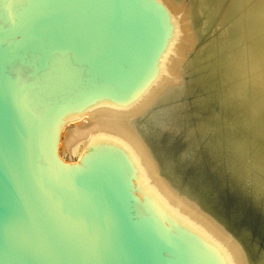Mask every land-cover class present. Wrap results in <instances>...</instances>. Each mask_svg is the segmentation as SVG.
Wrapping results in <instances>:
<instances>
[{"label":"water","instance_id":"1","mask_svg":"<svg viewBox=\"0 0 264 264\" xmlns=\"http://www.w3.org/2000/svg\"><path fill=\"white\" fill-rule=\"evenodd\" d=\"M178 40L164 0H0V264H233L116 137L95 135L79 163L56 155L66 123L135 107Z\"/></svg>","mask_w":264,"mask_h":264},{"label":"bare ground","instance_id":"2","mask_svg":"<svg viewBox=\"0 0 264 264\" xmlns=\"http://www.w3.org/2000/svg\"><path fill=\"white\" fill-rule=\"evenodd\" d=\"M164 2L179 29L169 67L132 109L101 108L66 123L56 155L68 165L79 163L95 135L116 137L137 156L164 200L227 248L233 264H264V246L251 224L242 227L240 238L203 190L190 184L194 178H183L174 167L173 153L154 152L145 131L150 121L174 130L172 138L183 130L181 158L204 159L242 193L251 179L264 192V0Z\"/></svg>","mask_w":264,"mask_h":264},{"label":"rangeland","instance_id":"3","mask_svg":"<svg viewBox=\"0 0 264 264\" xmlns=\"http://www.w3.org/2000/svg\"><path fill=\"white\" fill-rule=\"evenodd\" d=\"M160 107L163 108L164 106L161 105ZM145 131L150 146L158 156L162 157L173 153L171 156L174 157L172 159L174 167L182 172L183 178L185 176L191 178L190 176H192L194 185L190 184L197 187L195 188L197 191L203 190L201 193L213 202V208L216 205L219 208H217L218 212L233 220V223L237 226L242 228L250 223L251 227L256 230L260 243L264 246V199L262 197H255V199L253 197L255 193H252V189L246 193H242L238 188L233 191V187L230 186L231 184L224 177L225 175L211 171L207 167V161L206 163L200 162L204 159L196 161L192 157L181 158L182 150H186V144L182 141L181 134L170 138L165 133H158V130L151 123L147 124V130ZM255 200H258V202ZM241 228H236V234L243 238ZM253 228L251 229L252 232L254 231ZM256 232L254 231L255 235H251L252 238H257Z\"/></svg>","mask_w":264,"mask_h":264}]
</instances>
